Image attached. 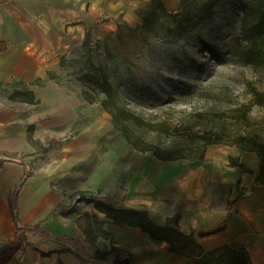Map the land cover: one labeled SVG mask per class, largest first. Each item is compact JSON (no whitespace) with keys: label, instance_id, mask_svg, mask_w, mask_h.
I'll return each instance as SVG.
<instances>
[{"label":"crops","instance_id":"obj_1","mask_svg":"<svg viewBox=\"0 0 264 264\" xmlns=\"http://www.w3.org/2000/svg\"><path fill=\"white\" fill-rule=\"evenodd\" d=\"M150 1L0 0V80H21L35 92L36 100L42 101L44 90L54 82L50 73L72 43L85 38L89 23L122 14L141 23ZM163 1L167 5L181 0ZM36 105L0 98V160L4 161L0 168V247L15 240L19 226L37 224L79 239L91 256L99 249L110 250L113 237L117 245L132 251L129 264H193L192 258L169 251L168 242L153 239L138 226L115 224L93 202L80 201L79 192L84 191L98 197L115 195L123 199L124 206L146 209L159 225L180 211L179 227L186 232L211 230L226 220L224 230L198 236L204 248L223 244L244 248L253 264L264 263V186L251 190L261 165L256 151L213 144L207 147L204 159L186 165L166 164L148 153L133 152L121 173H114L117 185L112 188L108 184L92 187L90 177L85 182L65 184L62 181L73 175V169L92 148L89 150L83 136L85 129L70 134L67 143L62 140L71 130L69 117L68 129L61 131L56 127L66 117H47L48 110L24 113ZM50 139L58 142L49 145ZM55 148L62 150L60 161L52 160L55 155L50 151ZM124 173L131 177L126 188L120 183ZM16 189L15 214L11 199ZM165 190L175 196L167 200ZM178 201L186 205L179 208ZM61 206L74 209L67 214L53 212ZM19 239L21 249L6 264H85L55 240L28 233L19 234ZM40 251L53 252L45 256ZM136 253L139 256L135 257Z\"/></svg>","mask_w":264,"mask_h":264},{"label":"rangeland","instance_id":"obj_2","mask_svg":"<svg viewBox=\"0 0 264 264\" xmlns=\"http://www.w3.org/2000/svg\"><path fill=\"white\" fill-rule=\"evenodd\" d=\"M174 2H166L167 7L179 10L180 2ZM240 13L232 0H220L207 21L171 42L143 29V19L140 23L129 14L103 16L88 24L85 38L72 43L50 73L54 82L44 90L43 100L24 113L48 110L47 117H66L56 127L61 131L68 129L69 117L71 130L62 140L67 143L70 134L85 129L83 136L87 137L89 150L99 144L102 153L90 176L92 187L117 185L114 173H121L133 152L155 156L156 149L191 155L202 133L224 137V142L214 145L255 149L253 141L264 140V105L253 99L254 91L264 92V66L252 68L239 60L215 55L216 50L241 34ZM92 67L105 71L118 92L119 106L139 120L114 123L113 115L100 102L105 94L94 90L93 84L83 78ZM183 87H190L185 97L180 95ZM245 102L249 104L244 106ZM243 108L248 110L247 123L240 119ZM60 152L58 148L51 150L50 154L55 155L52 160L60 161ZM130 178L127 173L121 175L123 188ZM165 195L167 200L175 196L167 191ZM68 196L78 198L76 194ZM178 203L179 208L186 205Z\"/></svg>","mask_w":264,"mask_h":264},{"label":"trees","instance_id":"obj_3","mask_svg":"<svg viewBox=\"0 0 264 264\" xmlns=\"http://www.w3.org/2000/svg\"><path fill=\"white\" fill-rule=\"evenodd\" d=\"M219 1L205 0L199 5L201 0H181L179 10L173 11L167 7L163 0H151L142 17V28L161 37L165 42H171L174 39L189 34L201 23L207 21L214 14L215 7ZM232 3L236 8L240 9L242 32L239 36L225 43L221 49L216 50L215 55L221 58L239 60L252 68L264 66V0H232ZM162 31L163 35H161ZM90 70L92 72L85 73L83 78L93 84L92 88L94 90L105 94V97L100 99V102L103 108L113 115L114 123L118 124V122L130 119L139 120V117L135 114L119 106L117 103L118 92L105 71L100 67H92ZM183 88L180 92L181 97L188 95L190 87ZM0 97H7L17 102L37 104V106L39 102L36 100L35 92L21 80H14L12 82L0 80ZM253 99L260 105H264V92L259 90L254 91ZM247 104L249 103L245 102L243 105L246 106ZM112 105H115V109ZM242 110V117L240 119L247 123L249 118L248 110L246 108ZM79 121L80 119L77 120V122ZM122 132L124 131L122 130ZM198 139L200 143L195 149L196 152L188 156H180L172 152L166 153L165 151H158L156 149L153 150V153L159 159L166 162H178L186 165L193 160L204 159L209 145L224 142V137L219 133H202L198 136ZM57 142L55 139L48 141L49 145L56 144ZM253 142L255 149H247L244 146L242 148L248 151H256L261 158V165L254 177V184L251 188L252 192H256L261 186H264V140L255 139ZM101 153L100 146L97 144L87 157L76 165L73 169V175L67 176L62 182L65 184L85 182L93 174L100 161L99 154ZM128 158L129 155L123 160L126 161ZM3 164L4 161L0 160V168ZM233 164L241 165L236 161H233ZM246 170L251 172L250 169ZM17 190H15V194L11 199V208L15 214L18 208ZM79 195L80 201L93 202L115 224L140 227L153 239L168 242L169 251L180 256L192 258L193 264H253L247 250L244 248L236 249L228 244H223L206 250L199 241L198 236H206L224 230L227 226L226 220L211 230L197 231L192 229L186 232L179 227L181 219L180 211H177L173 217L169 218L166 224L159 225L152 220L146 209L124 206L122 205L123 199L115 195L98 197L93 194H87L84 191H80ZM238 198H241V195ZM73 209L72 206H61L54 209L53 212L67 214L71 213ZM25 233L41 236L47 240H55L57 244L64 245L65 248L73 251L85 264H129L133 258L132 251L117 245L113 237H111L112 247L110 250L99 249L94 256H91L87 247L79 239L60 235L53 230L33 224L24 225L23 227L19 226L15 240L0 247V264L9 263L21 249L22 242L19 239V234ZM107 233L111 236V233ZM33 248L38 250L35 247ZM40 252L46 256L53 251Z\"/></svg>","mask_w":264,"mask_h":264}]
</instances>
